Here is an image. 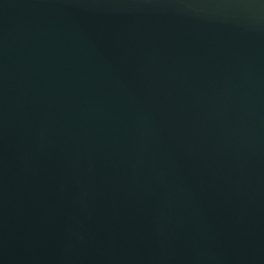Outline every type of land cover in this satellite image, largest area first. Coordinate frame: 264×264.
Returning a JSON list of instances; mask_svg holds the SVG:
<instances>
[{
  "label": "water",
  "instance_id": "1",
  "mask_svg": "<svg viewBox=\"0 0 264 264\" xmlns=\"http://www.w3.org/2000/svg\"><path fill=\"white\" fill-rule=\"evenodd\" d=\"M0 264H264V0H0Z\"/></svg>",
  "mask_w": 264,
  "mask_h": 264
}]
</instances>
